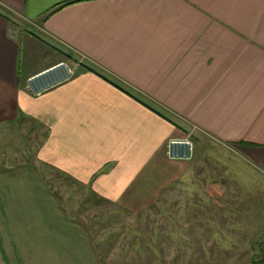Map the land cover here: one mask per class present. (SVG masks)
Segmentation results:
<instances>
[{
	"label": "crops",
	"instance_id": "obj_1",
	"mask_svg": "<svg viewBox=\"0 0 264 264\" xmlns=\"http://www.w3.org/2000/svg\"><path fill=\"white\" fill-rule=\"evenodd\" d=\"M63 59L82 64L72 79L25 90ZM26 119L43 129L39 165L126 216L216 246L223 221L231 251L264 247V0H0V127ZM186 133L193 157L167 159Z\"/></svg>",
	"mask_w": 264,
	"mask_h": 264
},
{
	"label": "rangeland",
	"instance_id": "obj_2",
	"mask_svg": "<svg viewBox=\"0 0 264 264\" xmlns=\"http://www.w3.org/2000/svg\"><path fill=\"white\" fill-rule=\"evenodd\" d=\"M42 135V127L29 119L0 127V264H250L264 260L260 249L251 254L231 251L232 238L218 235L223 221H213L212 239L229 248L225 253L211 244L205 228H195L194 236L174 237L171 219L126 216L115 204L99 199L88 184L39 165L34 151ZM245 178L258 179L247 166ZM257 191L264 208V188ZM263 227L259 232H264ZM176 238L180 245L174 244ZM190 240L195 242L192 250H188Z\"/></svg>",
	"mask_w": 264,
	"mask_h": 264
},
{
	"label": "built area",
	"instance_id": "obj_3",
	"mask_svg": "<svg viewBox=\"0 0 264 264\" xmlns=\"http://www.w3.org/2000/svg\"><path fill=\"white\" fill-rule=\"evenodd\" d=\"M78 60L63 59L26 77L25 90L33 96L42 95L72 79L81 69ZM194 140L191 133L168 138L164 144V154L171 161H188L194 154Z\"/></svg>",
	"mask_w": 264,
	"mask_h": 264
},
{
	"label": "trees",
	"instance_id": "obj_4",
	"mask_svg": "<svg viewBox=\"0 0 264 264\" xmlns=\"http://www.w3.org/2000/svg\"><path fill=\"white\" fill-rule=\"evenodd\" d=\"M105 79H107L108 81H110V82H112L113 83V81H111L109 78H107V77H105V76H103ZM135 96V95H134ZM135 97H137V96H135ZM264 247H259V253L262 255L263 253H264V249H263ZM250 264H264V260H263V257L261 258V260L260 261H250Z\"/></svg>",
	"mask_w": 264,
	"mask_h": 264
}]
</instances>
